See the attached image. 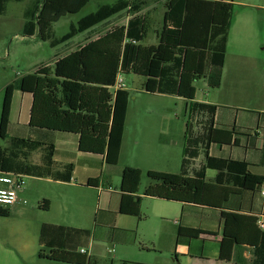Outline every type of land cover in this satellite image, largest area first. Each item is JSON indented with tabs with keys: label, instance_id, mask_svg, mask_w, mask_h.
Here are the masks:
<instances>
[{
	"label": "trees",
	"instance_id": "16d2710c",
	"mask_svg": "<svg viewBox=\"0 0 264 264\" xmlns=\"http://www.w3.org/2000/svg\"><path fill=\"white\" fill-rule=\"evenodd\" d=\"M11 1L0 0V15ZM47 0H33L24 13L23 35H36L41 29L44 39L52 48L69 43L80 34L110 23L122 13H131L126 26H115L97 40L86 44L70 55L57 60L52 66H43L29 73L5 90L0 138L9 140V147L0 148V175L15 173L22 177H52L70 181L73 165L67 174L53 172L56 132L79 136V150L104 156L107 169L119 164L131 92L115 90L119 75L134 73L147 80L143 90L176 96L186 100L190 113L185 134L184 157L180 173L149 171L152 180L144 196L188 205L221 209L223 235L220 242L222 260H230L237 247L253 248V264H264V231L258 218L237 212H225L224 203L242 190H256L264 186V176L250 170L243 161L213 158L209 155L212 144H231L233 132L215 128L217 106L196 101L195 83L203 78L212 88L222 82L228 46V35L234 16L233 2L225 0H168L161 29H157L158 43L145 45L152 23L140 14L142 7L131 0H117L105 4L96 12L71 24L69 31L55 37L51 21L39 19ZM90 0H66L63 9L53 12L58 17L79 13ZM21 91L33 96L28 136H20L22 126L11 123L14 93ZM203 116L202 132L194 131V117ZM43 150V165L30 161L32 153ZM202 158L198 168L193 163ZM218 171L212 183L206 172ZM143 171L126 167L121 171L122 193L120 213L139 217L142 198L138 197ZM92 181L89 182L91 185ZM48 202V201H45ZM10 210L0 206V217H9ZM53 226H45L41 241ZM76 231V229H68ZM87 237L89 231H80ZM201 231L181 228L178 242L197 239ZM214 236V235H211ZM42 249L40 258L65 264H98L80 249L65 245Z\"/></svg>",
	"mask_w": 264,
	"mask_h": 264
},
{
	"label": "crops",
	"instance_id": "0c3cea01",
	"mask_svg": "<svg viewBox=\"0 0 264 264\" xmlns=\"http://www.w3.org/2000/svg\"><path fill=\"white\" fill-rule=\"evenodd\" d=\"M225 1L230 2V0ZM231 2H233L235 5L234 0H231ZM62 9L63 8L56 11H60ZM48 14H53V12L51 10H46L44 16H41L42 14L40 13L39 19L51 21V27L54 30L56 27L51 20L50 15ZM70 15L75 14L66 13L61 16L60 19ZM114 18H112L110 22L114 20ZM130 18L131 16L129 19ZM148 19L151 22L150 17ZM127 24L128 22L125 25L116 26H126ZM98 29L94 30L92 33L80 34L73 38L69 43L60 45L59 47L57 46L53 49H56L57 52L62 51L63 49L69 48L70 45L75 44V40L79 36H90V38L87 39V42L82 44L81 47H83L86 44L97 40L100 36L106 34L109 31L108 30L106 33L95 39H91L93 36L98 35ZM232 30L233 20L228 35L227 56L220 87L224 84L226 79L229 81V83L233 82L235 79V71H239L242 68V63L237 62L235 57H233L230 65V74L227 75ZM156 31L157 29H151L149 31L147 40L144 43L145 45H154L158 43ZM38 32L39 28H37L36 35L28 38L39 37ZM151 32L155 34V42L147 44ZM241 34L243 35V33ZM45 37L46 41L50 43V41L47 39V34ZM251 38L253 42L255 40L253 35ZM70 54L71 53L60 57L57 60ZM235 55H239V53H234V56ZM54 63L45 66H52ZM141 92V94L145 93L150 95H159L158 93H148L143 89ZM196 101L199 103L217 106L218 108L216 110L215 128L218 130L232 131L234 133L231 144H212L209 155L218 159L246 162L250 164L251 172L256 175L264 176V121L258 123L256 127L241 126L238 122V116L235 115L234 111H230L223 106L210 104L200 100L198 99L197 95ZM32 104L33 96L31 94L16 91L14 93L12 103L11 123L18 126H27L29 124L30 117L24 123L23 119L25 114L30 113ZM160 112L161 111L159 110H151L146 111V114H139V116L137 115V122L134 125L133 134L131 135L132 129L129 125V102L124 138L119 159L121 171L126 167L138 168L147 173L149 171L171 173V170L168 169L177 168H179L181 171L182 160L184 157L187 124L185 132L183 133L184 141L180 150L178 142L174 141L169 143L166 141L167 138L175 137L171 130L167 129L155 132L154 127L149 129L146 126L147 124H145L144 119L141 118L142 116H166L171 119L173 118L170 113ZM14 116L15 119H17V122L13 119ZM150 133H154L152 134L151 138L154 140V142H156V146L155 144L154 146H150L146 144V142L143 143L146 135ZM53 143L55 145L54 155L52 158L53 172L66 175V167L73 165L72 178L70 181H66L56 180L52 177H24L29 178L30 180H35L36 182H40L38 186H33L30 182L28 185H25L23 178L24 185L20 190H17V199L15 203L7 207L10 210V216L0 217V264H65L39 257V252L42 249H44V252L48 254L51 250L47 249L46 247L57 245H65L68 248H76L77 251L79 249H86L88 252V257L95 260L99 264V258L93 252L94 248L92 240L100 230H103V235H101L103 239L111 240L120 245H131L137 240L138 233L136 230L127 229L131 227L124 224H119L120 216H129L120 213V204L122 198L120 188H114L112 186L109 188H104L105 180L103 179L104 181L102 182V175L100 176V173L102 174L104 171L106 173L108 170L105 164L104 156L81 152L79 150V136L75 134L56 132L53 135ZM142 144L143 150L141 151V159L137 160L138 153L136 148L140 147ZM128 145L130 146L128 147ZM174 145L177 146L176 156L171 150ZM155 149L158 150L157 154H154L156 153ZM254 152L257 154L255 155ZM43 155L44 151L38 150L32 153L30 161L33 164L41 166L43 165ZM200 159V164H203V159L200 157L198 160ZM198 160L193 163V167L197 168L195 163ZM78 175H81L82 177V186L77 185ZM217 175L218 171L214 169H209L206 172L207 180L210 183L214 181ZM90 181H92L91 185L89 184ZM69 189L78 191L77 194L81 200V203L84 206L87 205L86 213L88 218L90 217V212L93 210L91 207V198L93 195H91V193H85L84 190H98L99 192L103 190L106 191V194H108L106 195L107 199H105V206L101 208L103 195L99 193V203L97 206H94L96 225L93 229V232H91L90 227L85 228L82 226V224H79L82 222L73 220L72 224H69L66 220H62V214L67 215L69 211V198L67 196ZM263 192L264 186H262L260 189L258 188L252 191H239L238 194L230 196L229 200L224 203V211L255 216L258 218L259 222L264 223ZM138 197H141L140 191ZM144 197L181 205V216L177 221V227L172 233H170L168 238V251L171 258H139L134 260L136 262L123 261V264H177L180 262V259L185 264H253V248L250 246L237 247L231 254L230 260L221 259L220 242L223 235L221 209L188 204L184 205L179 202H170L153 197ZM141 214L142 213H140L139 217H136L139 222L146 220V218H143ZM45 226L53 227L48 229L47 233L45 234V239L42 243L41 234ZM182 227L199 230L202 232V234H200L197 239L187 240L183 243H180L178 242V237ZM68 229H76V231L74 232ZM112 229L118 231V233H111L110 230ZM80 231H89L91 232V235L87 237Z\"/></svg>",
	"mask_w": 264,
	"mask_h": 264
},
{
	"label": "rangeland",
	"instance_id": "374dc122",
	"mask_svg": "<svg viewBox=\"0 0 264 264\" xmlns=\"http://www.w3.org/2000/svg\"><path fill=\"white\" fill-rule=\"evenodd\" d=\"M33 0H22L20 2L11 1L7 4L6 12L0 15V119L3 107L6 87L14 83L21 77L33 73L40 67L53 64L58 58L79 49L82 44L87 42L90 36H79L75 40V44L69 48L58 51L51 48L50 43L44 39V35L39 29L37 38H28L23 36L24 13ZM66 0H47L41 16L45 11L51 10L55 12L63 8ZM117 0H90L88 4L80 11L79 14L70 15L60 19L57 15L48 14L55 25L53 30L55 37H61L69 31L71 24L77 22L84 16L96 12L98 8L105 4H113ZM141 5V14L150 17L152 29H161L163 22V13L165 11V3L168 0H131ZM231 2V0H230ZM233 6V30L231 34V46L229 52L228 72L230 74L231 60L235 57L236 61L242 63V68L235 71V79L229 83L226 79L220 88H212L207 84L205 78L197 81V97L200 100L223 106L230 111H234L238 116V122L241 126L256 127L258 123L264 121V0H234ZM65 7V6H64ZM132 14L123 13L121 16L114 18L109 24L100 27L97 31L98 35L93 36L95 39L106 33L116 25H125ZM243 33V35L241 34ZM97 34V33H96ZM254 41L252 42L251 36ZM155 42V34L151 32L147 44ZM234 53H239L235 55ZM124 85L131 92L130 98V122L131 135L133 134L134 125L137 122V115L146 114V111L159 110L160 113H170L172 119L168 117L158 116H142L146 126L149 129L154 127L155 132L161 130H171L174 138H167V142H178L181 150L183 144V133L186 124L189 121L190 113L187 109V102L179 97L167 95H150L141 94L146 78L135 75L134 73L122 74ZM30 117V113L25 114L23 123ZM16 122L15 116L13 118ZM141 120V119H139ZM23 130L19 131L20 136H28L31 128L22 126ZM130 131V130H129ZM196 132V130L194 129ZM152 134L146 135L143 143L150 146L157 145L151 138ZM150 141V142H148ZM131 144V143H130ZM173 144V143H172ZM130 145H128L129 147ZM9 147V140L0 138V148ZM152 149V147H151ZM137 160L141 159V151L143 144L136 148ZM175 156L177 154V146L171 149ZM157 154V149H155ZM256 155L257 153L254 152ZM181 157V151H180ZM126 162V159H125ZM201 159L195 165L197 168L201 165ZM122 165V164H121ZM171 173L177 174L180 169H168ZM102 182L105 180L104 188L110 186L120 188L121 185V166L110 168L101 174ZM104 179V180H103ZM25 185L30 182L33 186H38L40 182L24 178ZM77 185L82 186L81 175L77 176ZM152 180L148 177L147 172H143L142 182L140 186V195L142 198V216L146 220L139 222L136 217L120 216L119 224L130 226L138 233L137 240L131 245H120L111 240L102 238V231L93 237V252L99 258V264H123V261L136 262L139 258L164 259L171 258L168 251V238L177 227V221L181 216V205L177 203L164 202L152 198H145L144 192L151 184ZM20 190V189H18ZM77 190L69 189V211L62 214V220L72 224V221L82 222L85 228L90 227L91 232L95 228V209L99 203V193L103 195L101 208L105 205V199L108 194L106 191L84 190L85 193H91L92 211L87 217V205H83L77 194ZM120 228V227H119ZM100 229V228H99ZM111 233L117 234L118 231L110 230ZM172 248V245H171ZM181 258V257H180ZM177 264H185L181 261Z\"/></svg>",
	"mask_w": 264,
	"mask_h": 264
},
{
	"label": "built area",
	"instance_id": "2783aa9c",
	"mask_svg": "<svg viewBox=\"0 0 264 264\" xmlns=\"http://www.w3.org/2000/svg\"><path fill=\"white\" fill-rule=\"evenodd\" d=\"M125 89L124 80L122 75H119L116 81L115 90ZM207 121L206 117H194V129L196 133L202 132V123ZM22 176L15 173H2L0 175V206L8 207L15 203L17 199V190L21 189L24 185ZM264 195V192L262 193ZM259 227L264 231V223L258 222ZM80 253L88 255L86 249H80Z\"/></svg>",
	"mask_w": 264,
	"mask_h": 264
}]
</instances>
